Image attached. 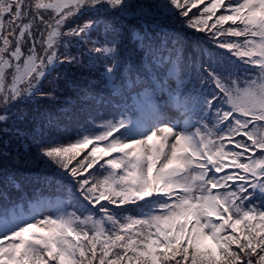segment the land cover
Listing matches in <instances>:
<instances>
[{"label":"snow or ice","instance_id":"snow-or-ice-1","mask_svg":"<svg viewBox=\"0 0 264 264\" xmlns=\"http://www.w3.org/2000/svg\"><path fill=\"white\" fill-rule=\"evenodd\" d=\"M0 264H264V0H0Z\"/></svg>","mask_w":264,"mask_h":264}]
</instances>
